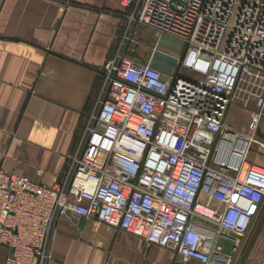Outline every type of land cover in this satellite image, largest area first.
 <instances>
[{
    "label": "built area",
    "instance_id": "obj_1",
    "mask_svg": "<svg viewBox=\"0 0 264 264\" xmlns=\"http://www.w3.org/2000/svg\"><path fill=\"white\" fill-rule=\"evenodd\" d=\"M121 5L133 12L103 67L63 181L46 186L0 171L6 264H44L53 225L67 212L185 262L234 264L261 214L264 168L250 154L264 109V0ZM132 25L182 44L170 76L151 66L152 57L140 63L128 56ZM250 96L255 111L246 131H235L228 110L237 102L247 107Z\"/></svg>",
    "mask_w": 264,
    "mask_h": 264
},
{
    "label": "crops",
    "instance_id": "obj_2",
    "mask_svg": "<svg viewBox=\"0 0 264 264\" xmlns=\"http://www.w3.org/2000/svg\"><path fill=\"white\" fill-rule=\"evenodd\" d=\"M121 2L0 0V171L46 186L63 181L96 100L103 67L114 56L133 12L132 6ZM147 32L155 31L138 25L129 28L127 54L141 63L152 57L151 66L170 76L176 64L156 61L158 53L152 51L159 38L150 42ZM177 55L169 56L174 61ZM248 107L255 109L252 96L247 107L239 102L231 105L226 124L245 132ZM241 111L247 117L235 123V114ZM257 140L250 161L264 168V140ZM76 216L65 214L53 225L44 264L178 261L171 250L147 245L93 218ZM7 255L0 245V264H6ZM263 255L264 225L249 234L234 264H259ZM33 264L40 262L36 259ZM180 264L198 263L181 260Z\"/></svg>",
    "mask_w": 264,
    "mask_h": 264
},
{
    "label": "rangeland",
    "instance_id": "obj_3",
    "mask_svg": "<svg viewBox=\"0 0 264 264\" xmlns=\"http://www.w3.org/2000/svg\"><path fill=\"white\" fill-rule=\"evenodd\" d=\"M145 36L149 39L150 42H154L155 40H157L159 38L158 42H159V50L160 51L157 54L156 61H158L160 59V60L165 61V62H170L171 66H172V64L174 65V63L176 64L175 60L172 61L170 59L169 55L181 52L182 44L178 40L173 39V38L168 37V36L159 37V35H157L155 32H147ZM135 53L136 52H133V55H135ZM147 53H149V52H147ZM164 55H166V56H164ZM128 56H129V54H128ZM162 61H160V63ZM185 73H187V72L182 71L181 76L185 77ZM249 107L247 108V110L251 114V112L255 111V109H252V108H249ZM243 114H244V112H242V111L239 114H235V118H236L235 119V123H242L244 121V118L247 117V116L243 115ZM262 211H261L262 214H260L258 219L253 224L250 234H254L256 232V230L259 229V227H262L264 225V207H263Z\"/></svg>",
    "mask_w": 264,
    "mask_h": 264
},
{
    "label": "water",
    "instance_id": "obj_4",
    "mask_svg": "<svg viewBox=\"0 0 264 264\" xmlns=\"http://www.w3.org/2000/svg\"><path fill=\"white\" fill-rule=\"evenodd\" d=\"M256 137L258 139H260V140H264V118L261 119V121H260V123L258 125L257 132H256ZM66 215L71 216V217H74V218H77L76 215H73V214H71L69 212H67ZM82 219L83 218H81V221H82ZM229 250H230V245L227 244L226 247H225V249H224V253H228ZM180 261H181V259L178 258V261H177L176 264H180Z\"/></svg>",
    "mask_w": 264,
    "mask_h": 264
}]
</instances>
